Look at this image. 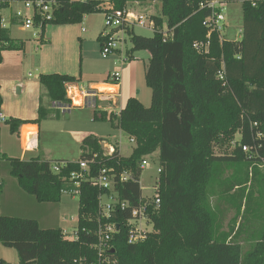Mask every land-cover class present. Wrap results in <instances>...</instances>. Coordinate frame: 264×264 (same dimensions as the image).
<instances>
[{
  "label": "trees",
  "instance_id": "16d2710c",
  "mask_svg": "<svg viewBox=\"0 0 264 264\" xmlns=\"http://www.w3.org/2000/svg\"><path fill=\"white\" fill-rule=\"evenodd\" d=\"M57 1L55 24H80L84 16L101 13L104 3L116 10L131 3H160L161 14L153 16L158 28L153 37L138 36L134 28L126 31L130 53L150 54L146 82L152 103L146 108L130 98L119 113H103L102 120L135 139L129 157L118 147L106 157L103 141L93 136L83 140L78 162L39 157L24 161L8 158L0 149V161L8 162L21 190L40 204H59L73 187L70 177L80 171L79 162L94 160L92 176L102 168L132 171L133 179L115 191L135 207L143 194L140 164L157 154L161 207L149 212L154 233L130 245L125 227L130 211H116L111 221L121 227L114 236L110 264H264V137L255 138L253 128L257 123L264 134V0H223L242 2L241 39L222 42L213 33L207 53L194 45L208 38L203 23L212 10L201 8L208 0ZM165 31L172 35L170 40L164 41ZM0 42L2 50L11 43L6 30L0 31ZM222 70L226 85L219 79ZM76 82L66 75L40 76L53 103L63 106L71 104L66 85ZM43 117L41 107L37 121L12 120L10 131L19 135L21 126L37 124ZM225 137L235 141L233 153L217 155L216 142ZM62 162L67 165L55 173L53 165ZM104 193L91 182L82 184L77 240L66 239L61 229H42L36 220L2 216L0 210V243L17 251V264H77L92 258L99 197Z\"/></svg>",
  "mask_w": 264,
  "mask_h": 264
},
{
  "label": "rangeland",
  "instance_id": "374dc122",
  "mask_svg": "<svg viewBox=\"0 0 264 264\" xmlns=\"http://www.w3.org/2000/svg\"><path fill=\"white\" fill-rule=\"evenodd\" d=\"M215 1L225 5V22L223 31L220 35L221 41H239L242 35L244 20L242 2H224L223 0ZM155 6L157 7L156 10ZM137 10L144 15H151V13L155 14L156 12V15L161 14L160 3L158 2L155 3V5H153V3L142 4L137 7ZM89 19L93 29L96 31L105 30V15L103 12L93 14ZM83 26L88 28L86 23H84ZM13 32L14 34L17 33L15 30ZM38 32L39 31L37 30H32L29 34L35 33L37 36ZM134 32L136 35L142 37H153L154 35L152 30L139 27H135ZM125 39L127 43L122 48L124 57L127 58V62L124 64V67H127L132 62L138 60V66L137 68H134V91L138 94L139 101L146 108H149L152 103V91L147 85L145 73V68L148 64V52L138 51L133 55V58H129L128 52L132 49V42L131 38L127 35H125ZM94 41L96 42V40ZM112 59L114 58L103 59L99 50V60H95V62L104 64ZM30 72L34 74V71ZM90 82L94 81L84 79V81L78 85L81 93L82 91L88 90L91 84ZM109 82L111 81L109 80ZM67 91L68 88L66 85V98H68ZM43 98L44 107L42 110L45 117L39 120L40 151L34 155L28 153L26 159H29L30 156H36L50 162L58 160L78 162L82 153L80 150L82 139L90 135L102 140L104 144L107 143L118 146L123 157L131 156L134 150V145L131 144L130 137L121 130L114 128L110 122L102 120L103 113H110V109L112 108L110 105L97 103V107L88 104H85L83 108L72 106L73 108L71 107L70 111L65 113L63 109L58 108H51L52 111H49L50 103L53 101L46 89H44ZM126 103L127 101H124L123 96V98L119 100L118 107L114 108V112L119 113L121 106L124 108ZM69 105L70 104H66V106ZM8 124L9 123L0 125L2 128V135H6L5 145L6 149H8V157L14 159L20 158L22 154L21 142L15 137L8 136ZM239 139L240 136L236 134L234 140L237 141ZM234 140L229 137L219 138L215 145V153L217 155L233 153L235 148ZM148 165L149 166L142 172L140 178V187L143 196H151L154 193L155 182L158 178L157 170L159 168L157 154L149 157ZM0 183H2V188L5 191V194L1 196L2 214L39 219L42 220V226L44 228L56 229L60 226L66 230L70 237H75V233L78 229V196L65 193L60 204H39L33 197L21 190L17 179L10 174L8 162L0 164ZM232 216L233 213H230L228 218ZM0 261H5L8 264H17L19 262L17 251L5 247L0 243Z\"/></svg>",
  "mask_w": 264,
  "mask_h": 264
},
{
  "label": "crops",
  "instance_id": "0c3cea01",
  "mask_svg": "<svg viewBox=\"0 0 264 264\" xmlns=\"http://www.w3.org/2000/svg\"><path fill=\"white\" fill-rule=\"evenodd\" d=\"M7 1H9V6L6 8V14H10L15 9H20L22 7V0ZM148 3H153V5H155L157 2L131 3L127 7L138 11V6ZM156 9L157 7L155 6V10ZM156 14L157 12L155 14L151 13L152 16H159ZM91 16L92 15L84 16L83 21L80 24L55 25V23H53L46 26L42 30L43 32L38 29H32L39 31L37 36L35 33L29 34L32 30H22L18 27H11L6 30L9 33L11 43L6 44L7 48L2 50V44L0 42V113H3L7 119H9L8 136L15 137L21 142L22 154L20 158L16 159L28 161L32 158H38L36 156H30L29 159H26V155L28 153L34 155L40 151L39 123H30L21 126L19 129V135L11 133L10 123L12 120L37 121L39 119L40 108L42 107L43 109L44 107V89L40 84V76L42 75L59 74L76 78L77 82L70 85L73 86L74 92H77L80 97H82L85 91H82L81 93L78 85H80L84 79H89L94 82H90L91 84L87 91L90 89H97L101 93L99 96L103 99L108 100L111 98V95L115 90H119V100H121L123 96L124 101H128L130 98L138 99V94L134 91V68H137L138 60L135 62L131 61V64L124 67L120 62L121 55L118 54L108 63H96L95 60H99V50L101 55V43L99 39L103 31H96L93 29L89 19ZM84 23L88 25V28L83 26ZM14 30L17 32L16 34L13 32ZM94 40H96V42ZM135 53L137 52H128V57L133 58ZM149 59L150 54L148 52V62ZM30 71H34V74ZM115 71L122 72V83L119 88L109 82L110 75ZM100 88H109L111 91H102ZM97 102L110 105L112 107L110 113L114 112V108H117L112 105L111 101L101 102L99 99ZM69 106H63L51 102L49 111H52L51 108H58L63 109L66 113L71 109H67ZM73 107L83 108L80 104H73ZM122 108L123 107L121 106V109ZM0 125H2V123H0ZM30 134H33V136L29 140L28 137ZM87 137L89 136L84 137L82 142ZM5 139L6 135H2V128L0 126L1 153L8 157V149H6ZM2 163L3 161H0V164ZM4 194L5 191L3 190L2 196ZM0 210H2V208ZM1 215L6 217L32 219L13 216L11 214H2V212ZM32 220H36L42 229H55L44 228L42 226V220ZM56 229L66 231L60 226Z\"/></svg>",
  "mask_w": 264,
  "mask_h": 264
},
{
  "label": "built area",
  "instance_id": "2783aa9c",
  "mask_svg": "<svg viewBox=\"0 0 264 264\" xmlns=\"http://www.w3.org/2000/svg\"><path fill=\"white\" fill-rule=\"evenodd\" d=\"M85 2L86 0H82ZM22 7L20 9H15L12 13L6 14V8L9 6V1L0 0V31L8 30L11 27H18L22 30H32L38 29L42 31L48 24L54 23L56 19V12L59 10V2L57 0H22ZM255 6V4H253ZM201 8H210L212 14L208 17L203 26L208 30V38L206 42H200L194 45V48L200 53H207L210 49V36L213 33L221 35L223 31L225 22V5L215 0H208L201 4ZM101 10L105 15V30L100 36L101 43V57L103 59H109L116 55L120 56V62L122 66L127 62V58L124 57L123 48L127 43L125 39L126 31L128 29H133L135 27L150 29L154 33L157 31L156 22L152 15H144L134 9L126 7L123 10H116L109 3H104L101 5ZM172 35L169 32L164 33V41L170 40ZM219 79L226 85L225 72L222 70L219 73ZM109 80L111 84L117 86L118 88L122 83V72L115 71L110 75ZM68 88V99L71 101L69 106L70 109L73 104L75 95L73 86L67 85ZM101 93L97 89H90L85 91L81 98V106L88 104L90 106L97 107V100L100 99L101 102L111 101L114 107H118L119 104V90H115L112 97L108 100L101 98L99 95ZM9 119L0 113V123L6 124ZM255 131V138L261 139L264 134L259 131V126L257 123L253 125ZM131 144L136 145L135 139H130ZM104 149V155L110 157L114 155L118 146L112 144H104L102 142ZM119 149V147H118ZM244 153L249 152L247 146L243 147ZM149 157L142 160L140 164V169L143 172L148 165ZM94 163L92 161H80V171L71 174L70 182L73 187L67 193L73 196L81 195V187L84 182H91L93 185L97 186L99 189L105 191L103 195L99 197V207H100V221L98 224V229L96 231V242L91 245L94 257L81 258L77 261V264H110L111 256L113 253V240L117 230V226L120 225L111 221L116 211H130V218L125 222V227L128 231V243L130 245H136L144 242L147 238L154 233V225L150 218V209L153 211H158L161 207V199L159 197V181L156 179L154 186V193L151 196H143L139 201V204L135 207H131L130 203L127 201H122L119 199L118 193L115 191L117 185H122L133 179L132 171L124 170L118 172L115 169L102 168L97 176H92L90 165ZM67 164L65 162L55 163L53 165V171L55 173H60L62 167ZM161 173V169L158 168V176ZM2 184V183H0ZM64 237L70 241L78 239L77 232L75 237H70L66 231H63Z\"/></svg>",
  "mask_w": 264,
  "mask_h": 264
},
{
  "label": "bare ground",
  "instance_id": "6f19581e",
  "mask_svg": "<svg viewBox=\"0 0 264 264\" xmlns=\"http://www.w3.org/2000/svg\"><path fill=\"white\" fill-rule=\"evenodd\" d=\"M100 90H102V91H111V89H109V88H100ZM74 94H75V92H74ZM75 98H76V100H75ZM75 98H74L75 103L77 105H79L81 103V98H80V96H79V94L77 92H76ZM32 136H33V134H30L29 137H28V139L30 140V138Z\"/></svg>",
  "mask_w": 264,
  "mask_h": 264
},
{
  "label": "water",
  "instance_id": "95a60500",
  "mask_svg": "<svg viewBox=\"0 0 264 264\" xmlns=\"http://www.w3.org/2000/svg\"><path fill=\"white\" fill-rule=\"evenodd\" d=\"M117 230H119V226H117ZM114 252V251H113Z\"/></svg>",
  "mask_w": 264,
  "mask_h": 264
}]
</instances>
